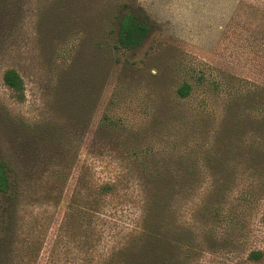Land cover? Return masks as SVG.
<instances>
[{
  "label": "rangeland",
  "instance_id": "1",
  "mask_svg": "<svg viewBox=\"0 0 264 264\" xmlns=\"http://www.w3.org/2000/svg\"><path fill=\"white\" fill-rule=\"evenodd\" d=\"M0 161V264H264V0H0Z\"/></svg>",
  "mask_w": 264,
  "mask_h": 264
},
{
  "label": "trees",
  "instance_id": "2",
  "mask_svg": "<svg viewBox=\"0 0 264 264\" xmlns=\"http://www.w3.org/2000/svg\"><path fill=\"white\" fill-rule=\"evenodd\" d=\"M117 20L116 31L118 33V44L116 46L118 49L130 48L140 44L149 32L148 25L144 21H140L134 13H124ZM3 81L13 91L19 101L24 100L25 82L21 73L16 68H7L3 73ZM257 89L259 90L258 87L254 90ZM193 90L194 87L191 83L184 82L178 87L177 93L180 98L184 99L190 97ZM10 187L8 163L6 161H0V196L7 193ZM98 187L101 194H108L115 189V184L106 182ZM262 256V250H253L250 253V257L254 260H258Z\"/></svg>",
  "mask_w": 264,
  "mask_h": 264
}]
</instances>
